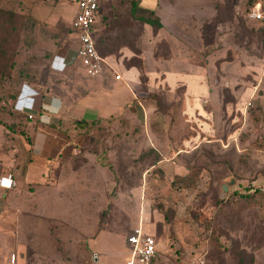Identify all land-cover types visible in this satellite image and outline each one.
I'll return each mask as SVG.
<instances>
[{
    "label": "rangeland",
    "instance_id": "rangeland-1",
    "mask_svg": "<svg viewBox=\"0 0 264 264\" xmlns=\"http://www.w3.org/2000/svg\"><path fill=\"white\" fill-rule=\"evenodd\" d=\"M39 1L45 9L58 2L0 0V10L13 14H0L8 52L0 63L13 56L17 64L11 76L0 67V155L4 139L23 133L29 119L15 108L20 89L49 84L71 97L76 83L95 78L77 59L63 64L57 52L77 47L70 25L37 18ZM175 1L157 5L168 17ZM130 2L109 0L94 37L99 53L118 63L104 68V78L137 70L133 82L122 81L131 105L86 127L85 147L72 165L48 172L39 193H23L16 181L5 191L0 258L15 252L17 264H124L127 236L141 223L156 239L154 264H264V197L250 190L264 181V0H178L180 18L164 21L170 43L153 42ZM256 10L263 19L251 18ZM171 46L207 80L189 105L186 84L169 86L152 73Z\"/></svg>",
    "mask_w": 264,
    "mask_h": 264
},
{
    "label": "crops",
    "instance_id": "crops-1",
    "mask_svg": "<svg viewBox=\"0 0 264 264\" xmlns=\"http://www.w3.org/2000/svg\"><path fill=\"white\" fill-rule=\"evenodd\" d=\"M3 1L6 2V0ZM147 1L151 2L149 6L145 5L146 0H140L139 5L154 10L161 26L156 27L154 33L156 35H153L154 28L151 25L144 23V26L151 32L152 37H155L153 42L158 39L157 36H160V39H165L170 43L175 38L172 35L173 31L168 28L164 21L171 16L176 19L180 18L178 8L175 7L178 0L175 1V6L169 9L168 14L170 16L168 17L165 16L164 10L160 9V3L157 5L158 0ZM36 4H38L34 12L36 17L45 18L52 25L58 21L70 25L77 10V0H58L53 7L47 6L48 9H45V5H41L40 1ZM69 35L72 38L74 37V47L77 46L78 37L71 27ZM71 52L72 48L70 50L64 47L57 54L61 56V60L64 59V62L70 65L71 62H74V52L72 54ZM170 52V59L160 61L159 69L157 72L155 70L152 73L162 75L163 80L169 86H174L178 81L186 84V103L189 105L190 98L197 97L203 90H208L207 80H205L201 66L193 65L191 62L183 61V59L177 57L176 53H173L172 46ZM151 55V62L153 60L158 63L153 54ZM105 60L106 68L118 65L117 62H111L107 57H105ZM184 62L189 66L187 70H184L182 66ZM122 70L121 73L117 72L122 74L120 79L114 80H117V83L112 81V78H104L105 73L102 72L96 75L97 77L93 76L95 78L89 84L86 82L73 84V90L76 93H72L71 97H68L69 95L61 96L53 92V87L49 84L44 86L31 83L26 85L27 89H20L15 108L25 112L27 117L31 113L32 117L24 122V128H21L24 131L23 133L15 134L16 137H12V134L4 139L6 145L4 154L0 155V179L9 175L13 181H16V186L23 193H39L40 191L36 187L42 188L40 180L48 175V172L57 169L62 170L65 165H72V160L78 156V153L82 151L87 142V138H85L87 134L83 133L85 128L92 121L95 122L98 118H105L108 115L120 114L124 110V106L131 105L129 103L133 97L130 91L131 86L129 85V88L124 83H127V81L133 82L135 79L133 76H137L138 72L134 67L129 69L123 67ZM154 76L151 77L154 78ZM107 89L109 92H101V90ZM32 187L34 190L31 189ZM13 189L15 188H6L0 185V199L3 198L6 192H12ZM138 225L142 226L141 223ZM144 231L146 232V230ZM126 246L130 256V247L127 242ZM15 254V264H17L18 254ZM9 256L6 261L0 258V264H7Z\"/></svg>",
    "mask_w": 264,
    "mask_h": 264
},
{
    "label": "built area",
    "instance_id": "built-area-1",
    "mask_svg": "<svg viewBox=\"0 0 264 264\" xmlns=\"http://www.w3.org/2000/svg\"><path fill=\"white\" fill-rule=\"evenodd\" d=\"M109 0H77V10L70 23L71 29L76 32L78 45L74 51L73 59H77L83 66L87 76L93 77L103 72L106 64L105 57L102 56L95 42V27L100 17L103 6ZM253 19H263L260 10L250 14ZM63 64L64 59H62ZM121 75L116 73L115 79H120ZM28 117H32L29 113ZM14 184L13 179L8 175L0 179V185L10 188ZM264 195V181L250 189ZM127 243L130 247V256L124 264H154L156 255V239L153 234L144 231L141 225L134 227L127 236ZM94 258L96 256L94 254ZM16 254L9 256L7 264H15Z\"/></svg>",
    "mask_w": 264,
    "mask_h": 264
},
{
    "label": "trees",
    "instance_id": "trees-1",
    "mask_svg": "<svg viewBox=\"0 0 264 264\" xmlns=\"http://www.w3.org/2000/svg\"><path fill=\"white\" fill-rule=\"evenodd\" d=\"M139 2H140L139 0H131V2L129 3L130 4V11H131L132 17L134 19L142 22V23H147V24L151 25L152 28H154V30L156 29V27H160L161 24L159 22L158 16L155 14V11L152 10V9H147V8H144V7L140 6L139 5ZM0 14H6V15H8V18L10 20L13 17V14L4 12L2 10H0ZM16 30H17L16 32L20 31V29L17 27V24H16ZM3 56H4V58H7L8 52L5 51L3 49V47L0 45V57H3ZM9 56H11V55L9 54ZM11 58H12V60L7 65L0 63V67H2L3 69H5V67L8 68V71H9L8 72L9 73L8 75L9 76L12 75L11 74V71L15 70V68L17 66L15 60H13V56ZM93 122L94 121H92L91 123H93ZM253 192L258 193L257 191H251L252 194H253ZM258 194L264 197V195H262L260 193H258Z\"/></svg>",
    "mask_w": 264,
    "mask_h": 264
},
{
    "label": "water",
    "instance_id": "water-1",
    "mask_svg": "<svg viewBox=\"0 0 264 264\" xmlns=\"http://www.w3.org/2000/svg\"><path fill=\"white\" fill-rule=\"evenodd\" d=\"M227 187H228V185L224 184V185H223V190H226Z\"/></svg>",
    "mask_w": 264,
    "mask_h": 264
}]
</instances>
